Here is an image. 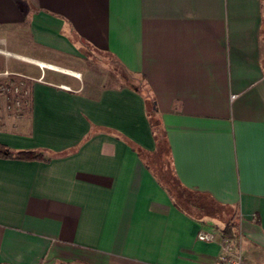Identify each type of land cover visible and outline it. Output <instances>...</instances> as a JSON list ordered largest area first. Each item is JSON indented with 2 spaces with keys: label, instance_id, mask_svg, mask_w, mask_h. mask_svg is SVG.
I'll return each mask as SVG.
<instances>
[{
  "label": "crops",
  "instance_id": "obj_1",
  "mask_svg": "<svg viewBox=\"0 0 264 264\" xmlns=\"http://www.w3.org/2000/svg\"><path fill=\"white\" fill-rule=\"evenodd\" d=\"M0 47L37 72L0 142L49 156H0V264H209L217 206L264 264V0H0ZM103 54L147 91L79 65Z\"/></svg>",
  "mask_w": 264,
  "mask_h": 264
},
{
  "label": "rangeland",
  "instance_id": "obj_2",
  "mask_svg": "<svg viewBox=\"0 0 264 264\" xmlns=\"http://www.w3.org/2000/svg\"><path fill=\"white\" fill-rule=\"evenodd\" d=\"M8 53L3 50V47H0V72L4 70L18 72L22 75L14 74V75H1L0 76V84L7 83L10 78H12V84L18 86V92H15L11 89L2 90L0 92V122L7 123L8 121L15 122L17 119L27 120V113L29 112V88L31 84V80H29L26 75H35L37 72L35 71V67L30 65V63H26V61L15 59L10 60L6 63V59L4 55ZM9 56V55H7ZM21 58V56L19 57ZM24 58V56H22ZM21 58V59H22ZM26 59V58H25ZM79 65H84L88 67H94L96 70H101L108 75L109 82H118L117 79L123 81L121 79L126 78V75L122 72L121 68L113 61L111 57L108 55H97L96 60H87L79 63ZM38 70V69H37ZM71 70V69H69ZM75 72V70H71ZM50 73V72H49ZM25 75V77L23 76ZM53 76L52 74H50ZM74 75V74H73ZM59 76V75H57ZM80 76V73H79ZM110 77V78H109ZM128 79V78H126ZM135 81V82H134ZM128 82L135 83L138 87L147 91L146 86L144 85L141 79H128ZM21 91V93H19ZM13 93L16 94L14 99H7L6 94ZM7 119V120H6ZM6 121V122H5ZM167 157L166 155H162L161 162H159L160 170L163 172V178L168 183H172L171 181V173L169 171V167H166ZM161 165V166H160Z\"/></svg>",
  "mask_w": 264,
  "mask_h": 264
},
{
  "label": "trees",
  "instance_id": "obj_3",
  "mask_svg": "<svg viewBox=\"0 0 264 264\" xmlns=\"http://www.w3.org/2000/svg\"><path fill=\"white\" fill-rule=\"evenodd\" d=\"M126 78H132L129 75L126 74ZM143 79V78H141ZM12 78L9 79V81L6 83L8 87H14L15 85L12 84ZM16 94L9 93L6 94L7 99H14V96ZM145 102L147 107L149 108V115H152L154 112H150L151 109H154L153 102L145 98ZM153 111V110H152ZM152 128H153V137L156 140V156L157 159L153 161V164L151 166V169L153 172L157 175L159 180L164 181L166 183L167 189H173L175 191H178L181 189L178 184L177 177L173 174L172 168L170 165V158H169V148L166 142V138L164 137L162 131L158 129L156 126L158 123L154 121V118H151ZM166 155L167 161H166V167H169V171L171 173V181L172 183H168L163 178V172L160 170L159 162H161L162 155ZM0 156L1 157H10V158H16V159H24V160H47L49 156L45 154V152L40 150H33V149H24V150H12L7 145L0 142ZM161 166V165H160ZM215 209V212L218 213V215L224 214L225 223L221 230L222 236L227 238H234L235 232H234V212L230 208H223V207H212Z\"/></svg>",
  "mask_w": 264,
  "mask_h": 264
},
{
  "label": "built area",
  "instance_id": "obj_4",
  "mask_svg": "<svg viewBox=\"0 0 264 264\" xmlns=\"http://www.w3.org/2000/svg\"><path fill=\"white\" fill-rule=\"evenodd\" d=\"M35 62L38 64L39 67H43V66L50 67L49 66L50 64L46 65L43 62L42 63L39 61H35ZM51 66H54V65H51ZM53 68H55V69L57 68V70L64 69V68H59L56 66H54ZM64 70H69V69H64ZM69 71H71V70H69ZM14 74L15 75L16 74L22 75L18 72H13V71H8V70H4V71L0 72V76L1 75L7 76V75H14ZM61 86L66 88V89H69V86H67V85H61ZM9 88L10 87H8L6 85V83L0 84V89H3V91L8 90ZM11 89L14 90L15 92H18V86H14ZM0 92H2V90H0ZM19 93H21V91ZM197 237L201 240H213L214 234L211 232L200 231V232H198ZM221 242H222V244H221L220 252L212 258V260L210 261L209 264H253V263L246 261L243 258L240 249L237 246H235L229 238L224 237V238H222Z\"/></svg>",
  "mask_w": 264,
  "mask_h": 264
},
{
  "label": "bare ground",
  "instance_id": "obj_5",
  "mask_svg": "<svg viewBox=\"0 0 264 264\" xmlns=\"http://www.w3.org/2000/svg\"><path fill=\"white\" fill-rule=\"evenodd\" d=\"M42 63V62H41ZM46 65H48V64H46ZM51 68H53L54 66H51V65H49ZM57 69V68H56ZM61 71H63V72H68V73H71V74H74V75H79V73H77V72H73V71H69V70H64V69H60Z\"/></svg>",
  "mask_w": 264,
  "mask_h": 264
}]
</instances>
